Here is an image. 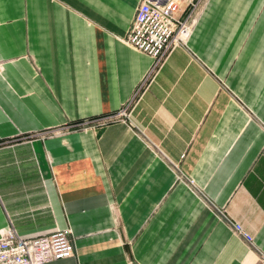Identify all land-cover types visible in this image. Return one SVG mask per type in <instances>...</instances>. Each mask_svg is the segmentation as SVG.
<instances>
[{
	"label": "crops",
	"instance_id": "obj_1",
	"mask_svg": "<svg viewBox=\"0 0 264 264\" xmlns=\"http://www.w3.org/2000/svg\"><path fill=\"white\" fill-rule=\"evenodd\" d=\"M139 2L0 0V234L68 229L44 264H263L264 0H200L152 72Z\"/></svg>",
	"mask_w": 264,
	"mask_h": 264
},
{
	"label": "built area",
	"instance_id": "obj_2",
	"mask_svg": "<svg viewBox=\"0 0 264 264\" xmlns=\"http://www.w3.org/2000/svg\"><path fill=\"white\" fill-rule=\"evenodd\" d=\"M199 1L140 0L124 40L152 58L150 72L166 58L172 48L185 44L193 26L192 12ZM186 9L189 12L182 18L180 15ZM128 106L119 108L111 118L126 116ZM88 122L84 120L81 125ZM222 216L236 233L251 240L240 223ZM69 234L68 229H56L42 235L23 237L13 228H8L0 234V264H44L67 258L73 253ZM259 258L264 264V254L260 253Z\"/></svg>",
	"mask_w": 264,
	"mask_h": 264
}]
</instances>
